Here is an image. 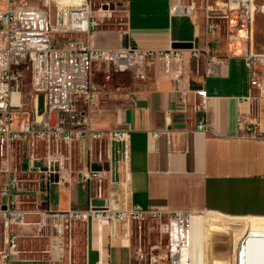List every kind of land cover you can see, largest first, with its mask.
<instances>
[{
	"label": "built area",
	"instance_id": "obj_1",
	"mask_svg": "<svg viewBox=\"0 0 264 264\" xmlns=\"http://www.w3.org/2000/svg\"><path fill=\"white\" fill-rule=\"evenodd\" d=\"M125 1L40 0L41 6L32 8L17 5L18 0H7V8L0 11V176L3 177L0 196L6 200L0 206V228L5 237V249L0 253L2 264H12L19 253V236L12 227L33 228L35 238L49 240L46 251L49 259L61 262L66 249L71 248L76 227L85 221L88 231V219L106 221L112 231L118 222L126 225L155 222L165 246L152 247L146 255L139 247L135 251L136 263L195 264L192 251L195 214L179 212L162 220L156 212L124 209L126 198L122 195L119 207L123 210L102 198L107 182L114 191L121 189V184L115 181L129 164V131L106 132L91 127L93 110L100 103L99 92L91 81L93 70L126 74L135 82L145 81L154 70L178 81L183 76L186 56L197 61L203 55L206 74L214 76L227 57L211 56L208 46L199 50L193 44L187 49L168 50H140L124 44L111 50L92 49L89 42L99 28L124 26ZM196 4L197 0H191L188 6H183L181 0H174L169 14L190 17ZM199 7L204 12L207 34L213 35L217 27L214 21L222 20L227 25L229 43L236 40L245 43L243 58L250 87L264 96V54L253 50L255 19L258 13H264V6L258 7L256 0H199ZM119 31L123 33L122 29ZM57 34L60 40H66L63 46L54 45ZM193 93L199 101L189 109L187 93L181 92L179 108L184 116L189 111L200 115L196 127L205 132L207 93L203 90ZM37 97H42L44 110L40 120H32L31 102ZM128 102L133 104L134 99L129 98ZM19 114L26 117L16 125ZM237 127L249 139L264 138L259 121L253 116L239 117ZM76 143L84 146L90 159L99 146L98 164L94 165L100 169L93 170L90 165L77 174L78 180L86 185L87 211L39 210L49 196L50 186L60 190L71 182L75 174L72 149ZM103 146L105 160H101ZM104 165L108 171L103 169ZM100 200L104 206L96 207L93 202ZM29 217H35L36 221L27 222ZM249 235L239 241L234 264H245L247 259L242 251ZM259 238L264 241V237ZM261 259L264 264V250Z\"/></svg>",
	"mask_w": 264,
	"mask_h": 264
},
{
	"label": "crops",
	"instance_id": "obj_2",
	"mask_svg": "<svg viewBox=\"0 0 264 264\" xmlns=\"http://www.w3.org/2000/svg\"><path fill=\"white\" fill-rule=\"evenodd\" d=\"M173 1L126 0L124 26L99 28L90 39V47L111 50L124 44L140 50H168L175 44L184 46L182 49L193 44L199 50L208 46L211 56L227 58L214 76L206 74L204 55L197 61L186 56L183 76L178 81L151 70L145 81H133L122 91L120 88L110 97L111 102L91 117L94 130L129 131V164L115 181L121 184V189L116 192L107 182L104 196L108 192L114 199L122 194L126 198L124 209L156 212L162 220L179 212H208L206 215L216 220H221L216 216L219 215L264 222V138L249 139L237 127L239 117L253 116L259 121V131L264 137V96L250 87L243 58L246 45L241 40L229 43L227 25L222 20L214 21L217 27L213 35L207 34L199 0L190 17H171L169 7ZM190 2L181 0L183 6ZM6 8L7 0H0V11ZM253 50L256 52L254 44ZM196 90L207 93L205 132L196 127L200 115L189 111L184 116L178 104L180 93L185 91L191 109L199 101L193 93ZM129 98L134 99L133 104L128 102ZM43 103L42 97L32 100L30 119L40 120ZM25 117L19 114L16 125ZM154 132L161 134L153 137ZM91 168L100 169L97 165ZM79 170H75L69 185L60 190L56 186L59 195L68 196V208L62 210L59 201L57 207H50L48 196L39 210L86 212V185L78 180ZM5 203L0 196V206ZM114 204L120 209L119 202ZM35 221V217L27 219ZM87 223L84 264H137L131 224L118 222L112 231L106 221L101 222L100 230L96 222L88 219ZM250 226L253 232H249L242 255L247 259L245 264H262L264 241L259 237H264V223L254 222ZM12 230L19 236V253L12 264H67L65 256L61 262L49 259L46 253L49 240L35 238L33 228L12 227ZM4 239L0 228V253L5 249ZM193 242L195 259L201 250L198 242Z\"/></svg>",
	"mask_w": 264,
	"mask_h": 264
},
{
	"label": "rangeland",
	"instance_id": "obj_3",
	"mask_svg": "<svg viewBox=\"0 0 264 264\" xmlns=\"http://www.w3.org/2000/svg\"><path fill=\"white\" fill-rule=\"evenodd\" d=\"M18 1L19 2L17 5H23L26 7L35 8L41 6L40 0ZM256 5L261 8L264 6V0H256ZM60 38L61 36L57 34L56 42L54 43L56 47L63 46L66 43V40H60ZM254 49L256 53L264 54V13H258L255 19ZM91 83L98 90L100 98L99 105L93 110L92 113V117H94L99 109L111 102L110 97L113 94H116L120 88L122 91L124 88L130 86L133 83V80L129 75L126 74H116L114 72L105 73L104 71L97 72L96 70H93ZM24 102H26V100ZM54 125L55 122H51V126L53 127ZM98 149L99 146L96 147V150L94 149L92 158L90 159L87 157V151H85L84 146L81 143L73 144L72 152L74 169L79 170L81 167L84 168L86 166L89 168L90 165L98 164ZM105 158L106 155L103 146L101 160H105ZM106 186L107 185L105 183V191L107 190ZM110 191L111 193L113 192V190ZM122 197L120 196L119 198L113 199V197L110 196L108 192L105 194V196L104 191L102 194V198L109 199L112 205H116L114 203L118 204V202L122 200ZM58 201L60 202V207L62 210H66L68 208V196L65 194L59 195L57 187L51 186L49 189V206L54 208L57 207ZM96 203V207L104 206L103 201L101 200L97 201ZM120 210H123L121 206ZM206 214L209 213L200 212L195 214V216L198 217L195 218L193 239L198 242L201 250V253L197 255L194 260L195 264H234L239 240L249 232H253L250 226L251 223H264L251 219H229L219 215L216 216H218L221 220H216ZM131 226V239L135 251L141 247L142 252L146 255L149 253V249L152 247L163 248L165 246V242L159 238L157 225L155 222L144 221L140 224H131ZM86 235V222L84 221L76 227V231L73 234V243L71 248L66 249L65 262L67 264H84Z\"/></svg>",
	"mask_w": 264,
	"mask_h": 264
},
{
	"label": "bare ground",
	"instance_id": "obj_4",
	"mask_svg": "<svg viewBox=\"0 0 264 264\" xmlns=\"http://www.w3.org/2000/svg\"><path fill=\"white\" fill-rule=\"evenodd\" d=\"M62 1H63L64 3H65V1H66V2H68V1H69V2H72V1H73L74 3L76 2V0H62ZM196 217H198V216H192V251H193V253H194V251H195V247H194V244H193V243H194V242H193V241H194V239H193V232H194V224H195V218H196ZM95 222H96V224H97V230H98V228L101 227V222H99V220H96Z\"/></svg>",
	"mask_w": 264,
	"mask_h": 264
},
{
	"label": "water",
	"instance_id": "obj_5",
	"mask_svg": "<svg viewBox=\"0 0 264 264\" xmlns=\"http://www.w3.org/2000/svg\"><path fill=\"white\" fill-rule=\"evenodd\" d=\"M110 9L113 10V6L111 5L110 6ZM174 49H182L184 48V46L180 45V44H175V46H173ZM52 119L54 120L55 119V116H52ZM105 170H107V166L105 165Z\"/></svg>",
	"mask_w": 264,
	"mask_h": 264
}]
</instances>
